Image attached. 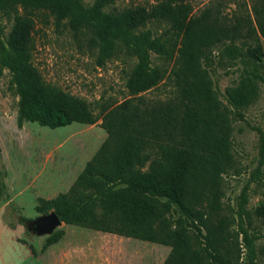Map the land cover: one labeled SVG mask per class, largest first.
I'll list each match as a JSON object with an SVG mask.
<instances>
[{
    "label": "trees",
    "instance_id": "obj_1",
    "mask_svg": "<svg viewBox=\"0 0 264 264\" xmlns=\"http://www.w3.org/2000/svg\"><path fill=\"white\" fill-rule=\"evenodd\" d=\"M112 2L0 0V14L12 19L5 37L0 24V66L8 69L10 88L18 96V122L56 128L100 119L107 134L68 190L38 197L36 210L54 211L65 224L167 245L162 264H237L240 251L230 231L234 220L221 201L223 174L233 162L230 119L201 59L228 40L231 57L260 62L264 0H253V18L241 12L231 17L220 4L194 15L186 0L105 9ZM37 11L50 15L58 28L86 38L98 66L121 55L134 58L125 83L129 97L116 105L101 103L96 113L85 99L47 84L32 62ZM153 21L166 28L153 33L147 28ZM150 52L173 58V98L144 96L163 76L151 65ZM253 85L242 78L227 88L228 102L236 109L246 106ZM4 196L0 183V199ZM245 202L243 193L236 232L254 254L248 228L252 216L264 221V205L249 211ZM63 234L54 231L46 244Z\"/></svg>",
    "mask_w": 264,
    "mask_h": 264
},
{
    "label": "rangeland",
    "instance_id": "obj_2",
    "mask_svg": "<svg viewBox=\"0 0 264 264\" xmlns=\"http://www.w3.org/2000/svg\"><path fill=\"white\" fill-rule=\"evenodd\" d=\"M82 1L89 5L95 0ZM159 1L113 0L105 9L150 6ZM186 1L194 15L207 6L220 4L231 17L241 12L253 18V0ZM0 24L5 37L12 19L0 14ZM147 28L160 34L166 25L153 21ZM33 42L32 62L44 81L85 99L96 113L101 103L116 105L129 97L125 83L134 58L121 55L98 66L86 38L75 37L67 27L58 28L43 11L35 14ZM261 43L264 48L262 38ZM229 44L223 40L201 59L202 70L227 108L231 126L233 162L223 174L221 201L223 212L234 220L230 231L240 251L237 264H264V221L252 216L253 224L248 228L254 254L236 232L243 193L247 210L264 205V57L257 63L231 57ZM150 61L163 76L144 96L153 101L173 98V58L150 52ZM242 78L254 83L255 92L246 106L236 109L228 102L226 90ZM9 79L8 69L0 66V183L5 186V196L0 199V264H162L170 251L167 245L64 222L53 230L64 231L60 240L46 244L51 234L40 235L32 230L30 221L42 215L36 210L37 198L67 191L78 169L92 158L107 134L98 125L100 119L93 125L73 122L56 128L31 121L19 123L18 96L10 88Z\"/></svg>",
    "mask_w": 264,
    "mask_h": 264
},
{
    "label": "water",
    "instance_id": "obj_3",
    "mask_svg": "<svg viewBox=\"0 0 264 264\" xmlns=\"http://www.w3.org/2000/svg\"><path fill=\"white\" fill-rule=\"evenodd\" d=\"M62 223L63 221H61L58 215L54 211H51L30 221V226L35 233L42 235L51 234Z\"/></svg>",
    "mask_w": 264,
    "mask_h": 264
},
{
    "label": "crops",
    "instance_id": "obj_4",
    "mask_svg": "<svg viewBox=\"0 0 264 264\" xmlns=\"http://www.w3.org/2000/svg\"><path fill=\"white\" fill-rule=\"evenodd\" d=\"M83 168H84V167L78 169V171H77V173H76V175H75V179H76V177L79 175V173L82 171ZM89 230H93V229H89ZM100 232H101V231H100ZM118 236H120V235H118ZM122 237H123V236H122ZM126 238H130V237H126Z\"/></svg>",
    "mask_w": 264,
    "mask_h": 264
}]
</instances>
